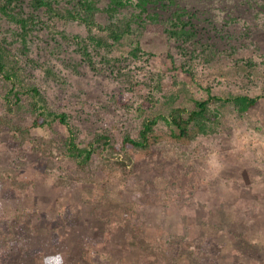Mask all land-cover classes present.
Returning <instances> with one entry per match:
<instances>
[{
  "label": "rangeland",
  "instance_id": "rangeland-1",
  "mask_svg": "<svg viewBox=\"0 0 264 264\" xmlns=\"http://www.w3.org/2000/svg\"><path fill=\"white\" fill-rule=\"evenodd\" d=\"M102 2L101 27L91 33L41 11L33 64L21 63L49 106L73 117L79 144L94 135L77 117L91 116V130L105 129L118 144L126 132L137 136L148 99L150 114L191 111L208 94L264 97V0H175L172 10L195 12L197 36L187 45L166 34V23L132 22L129 9L107 21ZM114 18L124 34L116 43L106 27ZM71 33L104 40L92 66L65 39ZM6 88L0 81V97ZM211 108L219 114L211 134L189 145L163 139L134 152L125 169L98 154L80 168L64 156L65 127L13 117L29 135L0 133V264L57 255L63 264H198L193 248L218 252L219 264H233L234 250L242 264H264V100L246 113Z\"/></svg>",
  "mask_w": 264,
  "mask_h": 264
},
{
  "label": "trees",
  "instance_id": "trees-1",
  "mask_svg": "<svg viewBox=\"0 0 264 264\" xmlns=\"http://www.w3.org/2000/svg\"><path fill=\"white\" fill-rule=\"evenodd\" d=\"M104 1L106 7L102 13L108 16L107 21L119 11L129 9L131 10L129 13L131 21H140L138 22L140 26L151 27L152 23H156V25L166 23V34L179 42L180 45L192 43L197 36V29L193 24V19L196 17L195 12L182 7H175L172 10L171 5L175 4V0ZM101 2L102 0H0V81L7 85L4 94L0 97L2 102L0 133L6 130L27 138L29 135L28 128L15 124L13 119V117L23 113L30 117L31 126L34 128H51L55 124L65 127L68 138L64 144V156L74 162L76 166L85 167L98 154L116 159L118 168L125 169L132 163L134 152L147 150L163 139L189 145L194 137L211 134L214 130L211 125L216 123L219 115L216 110L211 108L212 104H230L236 108L238 113H246L260 107L264 97H250L245 94L221 98L208 94L206 100L194 101V109L191 111L183 107H173L167 113L154 111L148 114L153 103L148 99L144 102L143 108L138 110L140 129L136 137L126 132L118 144H112L105 129L98 127L96 130H91L92 127L90 126L95 124H92V117L86 115L87 118H77L82 124L90 122L91 125L89 124L85 131L89 133L92 131L94 136L86 144H79L76 140L79 129L72 125L73 117L67 113L53 110L49 106L45 93L35 84L34 79L27 76L26 72L23 73L27 69L24 68V70L21 63L26 64L31 61L30 55L32 53L36 55L37 49L31 39L38 38L39 31H42V26L38 27L41 11L44 10V12L52 14L50 20L54 17H61L67 23H77L83 26L88 33H91L94 27H101L96 23V16L100 11L98 5ZM166 17L168 22H166ZM127 23L124 26L126 29L130 27V24ZM105 26L106 24L103 27ZM112 26L114 28L106 26L107 37L116 43L124 34L118 28L115 18ZM47 27L48 29L53 28L52 25ZM59 34L63 35L62 33ZM71 34L73 36L70 35L65 39H72V44L75 45L74 53L76 52L80 59L83 57L84 61L92 66L94 56L95 54L99 55V48L104 45V40L91 34H88L86 39L80 35ZM50 42L54 41L51 39ZM62 54L63 51L59 53L63 60ZM32 64L33 61L30 65ZM160 124L166 127L167 132L165 134H161L157 130ZM210 240L211 238H207L205 245H209ZM191 257L196 259L198 264H219L220 255L213 250L193 248ZM232 257L234 259L233 264H242L239 260L242 255L237 250L232 252ZM51 262L56 261L55 259L47 261V264H51Z\"/></svg>",
  "mask_w": 264,
  "mask_h": 264
},
{
  "label": "clouds",
  "instance_id": "clouds-1",
  "mask_svg": "<svg viewBox=\"0 0 264 264\" xmlns=\"http://www.w3.org/2000/svg\"><path fill=\"white\" fill-rule=\"evenodd\" d=\"M49 259H53V258H49ZM54 259L57 262V264H63V257L61 255H57ZM45 264H47V260L45 261Z\"/></svg>",
  "mask_w": 264,
  "mask_h": 264
}]
</instances>
